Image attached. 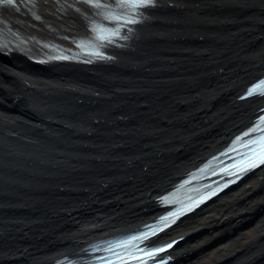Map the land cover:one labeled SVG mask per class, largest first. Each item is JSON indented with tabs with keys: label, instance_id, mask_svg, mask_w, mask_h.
<instances>
[{
	"label": "bare ground",
	"instance_id": "1",
	"mask_svg": "<svg viewBox=\"0 0 264 264\" xmlns=\"http://www.w3.org/2000/svg\"><path fill=\"white\" fill-rule=\"evenodd\" d=\"M107 9H0V264H101L122 239L112 264H264V165L232 161L244 144L264 154V0H155L91 57L89 17ZM209 156L192 192L223 191L165 196Z\"/></svg>",
	"mask_w": 264,
	"mask_h": 264
},
{
	"label": "snow or ice",
	"instance_id": "2",
	"mask_svg": "<svg viewBox=\"0 0 264 264\" xmlns=\"http://www.w3.org/2000/svg\"><path fill=\"white\" fill-rule=\"evenodd\" d=\"M20 2H21V0H0V9L16 8L18 10V4ZM31 2L33 3V5L35 4V0H31ZM84 2L91 4L93 7L97 8V9L106 7V5L101 2V0H84ZM152 2H153V0H118V7L125 10V12L128 13L125 16V23H134L135 22V15H136L135 10L149 6L152 4ZM37 18H39V17H37ZM108 18L109 19H119L118 17H108ZM0 24H2V21H0ZM100 39H103V38L101 37ZM108 42H110V41H108ZM251 94H252V91L249 92V95H251ZM262 139H264V138H262ZM260 165H264V155H260L259 157L251 158L248 169H244L242 171L251 170L252 168L259 167ZM173 215H175V214H173ZM164 219L166 220L167 217H165ZM148 255L151 256L152 253H148Z\"/></svg>",
	"mask_w": 264,
	"mask_h": 264
},
{
	"label": "rangeland",
	"instance_id": "3",
	"mask_svg": "<svg viewBox=\"0 0 264 264\" xmlns=\"http://www.w3.org/2000/svg\"><path fill=\"white\" fill-rule=\"evenodd\" d=\"M19 36V35H18ZM20 38L21 39H24V38H22L21 36H20ZM16 48H18V49H16ZM16 48H14V50L16 49L17 51H20L21 49L18 47V46H16ZM29 57V56H28ZM30 58H28V60H29ZM37 70H39V69H37ZM62 99H64V98H62ZM83 102V104H87V101L85 100V101H82ZM75 105H78V102H76L75 103ZM236 191V190H235ZM234 192V190H232V192H230V193H228V194H226V195H224V197L226 198L227 196H229L231 193H233ZM254 220L252 221V222H249V223H246V225L244 226V228L242 229V231L243 230H245V229H247V228H249V226H252L254 223ZM216 233H218V232H216ZM219 236V237H218ZM224 239L223 240H221L222 242L220 243V244H225L226 242V244H228V243H230L232 240H228L227 238H225V237H223ZM220 239V235H217V240H219ZM212 250V249H211ZM209 252V251H208ZM208 252H206V253H208ZM198 261H199V258L197 259V263H198Z\"/></svg>",
	"mask_w": 264,
	"mask_h": 264
}]
</instances>
